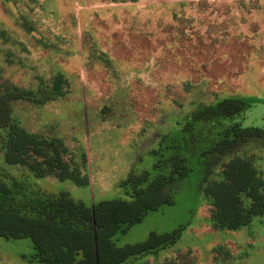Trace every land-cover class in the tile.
I'll return each instance as SVG.
<instances>
[{"label": "rangeland", "instance_id": "1", "mask_svg": "<svg viewBox=\"0 0 264 264\" xmlns=\"http://www.w3.org/2000/svg\"><path fill=\"white\" fill-rule=\"evenodd\" d=\"M58 72L69 82L65 95L16 101L13 114L28 131L59 136L87 184L36 177L0 151L2 175L28 194L64 191L87 205L131 200L130 174L167 171L180 152L191 169L174 202L149 208L112 239L124 247L183 226L180 236L123 264H264V214L236 230L216 228L202 190L223 177L228 157L210 158L207 172L205 150L225 125L264 130V0H0V82L34 89ZM225 97L247 106L187 131L195 109ZM237 154L264 179V141ZM32 253L29 237L0 238V264H41Z\"/></svg>", "mask_w": 264, "mask_h": 264}, {"label": "trees", "instance_id": "2", "mask_svg": "<svg viewBox=\"0 0 264 264\" xmlns=\"http://www.w3.org/2000/svg\"><path fill=\"white\" fill-rule=\"evenodd\" d=\"M68 87L67 78L60 72L50 83L40 81L34 89L18 87L8 80L0 82V151L7 164L24 166L36 177L52 175L85 185L87 175L59 136L48 138L28 131L13 114L16 101L41 105L65 95ZM246 106L242 98L225 97L195 109L187 131L196 135L192 122L229 119ZM218 133L220 137L205 150L209 156L206 169L210 171V158L217 162L228 157L223 163V177L207 183L202 190L212 205V225L236 230L264 214V179L248 157L237 154L253 140L264 141V130L233 122ZM166 168L152 177L148 171L130 174L124 183H131V200L104 199L92 205L64 191L28 194L20 182L8 180L0 172V238L29 237L31 258L41 264H123L130 257L170 245L183 226L163 234L150 232L146 240L124 247H118L112 239L118 230L126 231L141 220L149 208L174 202L179 182L191 168L180 152L167 158Z\"/></svg>", "mask_w": 264, "mask_h": 264}]
</instances>
